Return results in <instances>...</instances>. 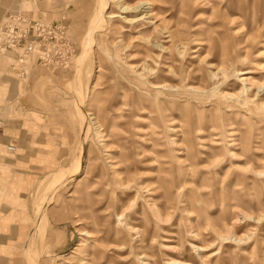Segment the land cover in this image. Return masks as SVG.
Here are the masks:
<instances>
[{
    "label": "rangeland",
    "instance_id": "1",
    "mask_svg": "<svg viewBox=\"0 0 264 264\" xmlns=\"http://www.w3.org/2000/svg\"><path fill=\"white\" fill-rule=\"evenodd\" d=\"M101 3L0 0V264H264V0Z\"/></svg>",
    "mask_w": 264,
    "mask_h": 264
},
{
    "label": "built area",
    "instance_id": "2",
    "mask_svg": "<svg viewBox=\"0 0 264 264\" xmlns=\"http://www.w3.org/2000/svg\"><path fill=\"white\" fill-rule=\"evenodd\" d=\"M28 27H33L32 22L19 12L0 20V52L14 55L18 63H21L24 57L34 53L43 56L44 52L40 49V43L26 34V31L29 32ZM7 152L14 154L15 147L8 146Z\"/></svg>",
    "mask_w": 264,
    "mask_h": 264
},
{
    "label": "bare ground",
    "instance_id": "3",
    "mask_svg": "<svg viewBox=\"0 0 264 264\" xmlns=\"http://www.w3.org/2000/svg\"><path fill=\"white\" fill-rule=\"evenodd\" d=\"M106 2V0H102V3H105ZM102 3H101V5H102ZM104 5V4H103ZM104 9V8H103ZM125 9V11H127V9L129 10L130 8H127V7H122V10H124ZM198 250H200V251H202V252H206V251H203V249H198ZM144 257V256H143ZM142 257V258H143ZM148 264V263H147ZM174 264H178V263H174Z\"/></svg>",
    "mask_w": 264,
    "mask_h": 264
},
{
    "label": "crops",
    "instance_id": "4",
    "mask_svg": "<svg viewBox=\"0 0 264 264\" xmlns=\"http://www.w3.org/2000/svg\"><path fill=\"white\" fill-rule=\"evenodd\" d=\"M43 210V209H42ZM41 217V216H40ZM33 235V234H32ZM32 235H30V239L32 238Z\"/></svg>",
    "mask_w": 264,
    "mask_h": 264
}]
</instances>
